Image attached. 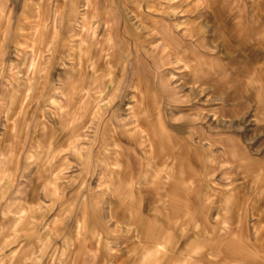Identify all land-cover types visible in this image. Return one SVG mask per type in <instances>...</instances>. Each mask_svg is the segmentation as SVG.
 Returning <instances> with one entry per match:
<instances>
[{
  "label": "clouds",
  "instance_id": "1",
  "mask_svg": "<svg viewBox=\"0 0 264 264\" xmlns=\"http://www.w3.org/2000/svg\"><path fill=\"white\" fill-rule=\"evenodd\" d=\"M0 264H264V0H0Z\"/></svg>",
  "mask_w": 264,
  "mask_h": 264
}]
</instances>
